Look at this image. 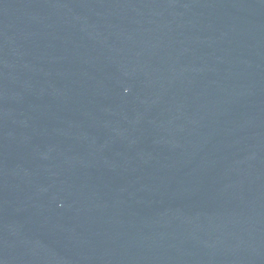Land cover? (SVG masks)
I'll return each mask as SVG.
<instances>
[{
    "label": "water",
    "instance_id": "obj_1",
    "mask_svg": "<svg viewBox=\"0 0 264 264\" xmlns=\"http://www.w3.org/2000/svg\"><path fill=\"white\" fill-rule=\"evenodd\" d=\"M0 264H264V0H0Z\"/></svg>",
    "mask_w": 264,
    "mask_h": 264
}]
</instances>
